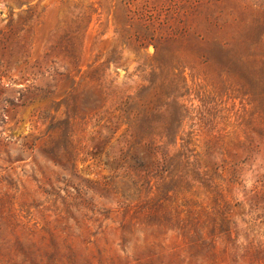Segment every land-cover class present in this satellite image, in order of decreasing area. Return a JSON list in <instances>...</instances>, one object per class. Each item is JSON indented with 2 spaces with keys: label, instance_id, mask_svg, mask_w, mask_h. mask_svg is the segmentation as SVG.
<instances>
[{
  "label": "rangeland",
  "instance_id": "374dc122",
  "mask_svg": "<svg viewBox=\"0 0 264 264\" xmlns=\"http://www.w3.org/2000/svg\"><path fill=\"white\" fill-rule=\"evenodd\" d=\"M0 264H264V0H0Z\"/></svg>",
  "mask_w": 264,
  "mask_h": 264
},
{
  "label": "trees",
  "instance_id": "16d2710c",
  "mask_svg": "<svg viewBox=\"0 0 264 264\" xmlns=\"http://www.w3.org/2000/svg\"><path fill=\"white\" fill-rule=\"evenodd\" d=\"M166 173V175H165ZM172 172H161L157 177H159V181L158 183L156 184V186L152 185L151 183V180H150V177L148 176V178H146V182L147 184L151 185L152 187H150V191L153 190V188H156L157 191H164L165 189V186L167 185V181L169 180L168 178H173L172 176ZM122 208L124 209L125 211V217L127 216V214H130L131 213V221L133 219H136V216L137 215H140L141 213H144V212H149L150 211L148 210L147 208V205L146 204H141V205H137V206H130V205H127V206H122ZM132 223V222H130ZM125 228V227H124ZM189 235H192L193 238H198L197 234H199V228L196 227L194 230L193 229H190L189 230Z\"/></svg>",
  "mask_w": 264,
  "mask_h": 264
}]
</instances>
